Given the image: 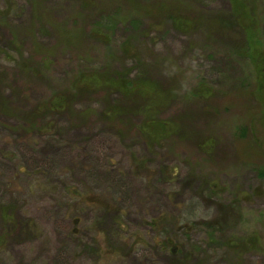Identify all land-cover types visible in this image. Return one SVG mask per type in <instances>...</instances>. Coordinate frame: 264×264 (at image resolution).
<instances>
[{
    "label": "rangeland",
    "instance_id": "obj_1",
    "mask_svg": "<svg viewBox=\"0 0 264 264\" xmlns=\"http://www.w3.org/2000/svg\"><path fill=\"white\" fill-rule=\"evenodd\" d=\"M137 1L0 0V264H171L149 225L161 214L185 264H264V0ZM232 8L258 20L257 53L217 31ZM93 69L153 81L175 128L153 140L152 100L73 88ZM60 91L65 108L32 116Z\"/></svg>",
    "mask_w": 264,
    "mask_h": 264
},
{
    "label": "trees",
    "instance_id": "obj_2",
    "mask_svg": "<svg viewBox=\"0 0 264 264\" xmlns=\"http://www.w3.org/2000/svg\"><path fill=\"white\" fill-rule=\"evenodd\" d=\"M130 4H138L137 0H128ZM253 0H251L249 5L254 4L252 3ZM171 15L172 21L180 25L182 24V18L183 15L179 13H175V10L172 12H169ZM216 22L215 26L217 31L224 37H226L228 40L231 41L232 48L234 49V52L238 55H242L243 57H247V55L251 54V52H258L257 47L254 40V33H255V22H258L257 19L253 17H245L242 16L241 12L238 9L232 8L230 13L228 15H220L219 18L215 19ZM257 20V21H256ZM127 43V42H126ZM124 49L128 53H132L133 49L131 46L125 44ZM256 47V50H255ZM135 54V52H134ZM260 59V58H259ZM85 71V70H84ZM84 71L80 70L78 77L79 79L77 81H73V88L79 90V91H91L99 88L100 86H103L107 91L111 92L112 89H117L118 92L125 94L126 96L131 95H141L144 96L152 101H150V109H155L153 112H148L147 116L145 118L144 123V129L148 131L149 136L155 140L159 136H166L169 132H171L177 122L175 119H163L160 118L157 115V110L162 106L163 102L160 100V90L157 85L153 81H146L142 78H136V79H130L129 73L127 72H121V73H114L112 76L109 71H107L106 74L102 73L100 70H89V73H84ZM99 71V72H98ZM258 71V70H257ZM262 72L264 75V62L261 61V66L259 68L258 72ZM129 76V77H127ZM79 83V85H78ZM203 90V89H202ZM198 88H196L192 94L203 98L204 100L208 101V98H211V95L213 92L206 90L204 92H199ZM75 95V93L69 92V91H60L56 92L53 96L58 97V99H50V100H44L40 102L37 107L34 108L32 111V116L40 115L39 112L41 111V115L43 113H49L52 111H58L62 108H65L67 105V101H70L72 97ZM54 97V98H55ZM117 104L115 103L112 105L109 110L113 113L117 111ZM146 107L148 108L147 104ZM246 131V130H245ZM204 145H213L214 141L211 137H205L203 139ZM137 156L133 155L134 164H136V168L140 167V164L142 161H138L136 159ZM171 174V173H170ZM169 178V177H168ZM206 187L212 188V184L210 182H206ZM71 191H73L76 194L75 188H72ZM72 194V193H71ZM80 195L76 196L81 199V202H84V204H87L88 206H96L100 207L102 205L110 206L109 200H102L103 197L99 196H89L84 195L83 193H79ZM75 197V198H76ZM105 198V197H104ZM173 217L169 216L168 214H161L159 216L153 217L151 220H149V225L154 229L155 235L153 237L154 239V245L156 247H159L163 252L170 255L171 259L173 260V263L171 264H185L189 255V252H184L185 249L173 240L169 232H167V223L172 222ZM217 221L215 220H203L202 223L205 224L210 230L209 235L210 238L213 240L215 235L218 236L216 233L220 229V224L215 223ZM219 222V221H218ZM177 224V223H175ZM216 238V237H215ZM217 239V238H216ZM215 239V240H216ZM143 246H148L147 241H140ZM241 242V244H240ZM2 237H0V246L2 245ZM225 244H227L230 247H233V249H240L242 245L245 247H253L251 245V242H248L247 239L243 240L241 238H228L225 241ZM98 250L99 247H98ZM101 253V251H100ZM116 253V252H115ZM116 254H120L119 252ZM180 255H184L183 258H179ZM185 260V261H184ZM193 264H202L199 261H196Z\"/></svg>",
    "mask_w": 264,
    "mask_h": 264
}]
</instances>
